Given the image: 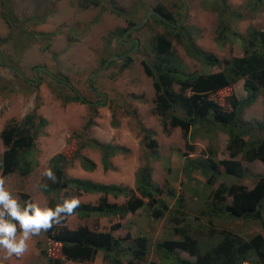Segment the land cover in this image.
I'll list each match as a JSON object with an SVG mask.
<instances>
[{"label":"rangeland","instance_id":"obj_1","mask_svg":"<svg viewBox=\"0 0 264 264\" xmlns=\"http://www.w3.org/2000/svg\"><path fill=\"white\" fill-rule=\"evenodd\" d=\"M14 13L19 18H28L29 30L35 33L54 32L52 45L49 49L41 43H25L24 46L9 41L0 45V130L9 121H20L28 113H34L47 121V125L35 140V150L32 158L35 166L31 172L21 177L17 173L1 175L5 179V188L18 203L23 206L22 193L29 196L32 202L47 207L48 200L40 191L39 184L45 181L42 173L49 168V159L59 152L70 154L77 142L78 135L85 121L93 119L87 135L103 142L123 145L128 148L127 154H117L112 157L113 169L103 171L100 164V153L96 150L84 148L82 153L96 163V168L87 171L74 160L66 168L68 177L90 179L102 183H114L120 186L135 187L137 169L148 162L152 168V180L163 189V197L173 207L182 198L180 208L193 224L200 222L203 236L211 243L217 241L216 236H206L211 229H229L245 238L261 232L259 222L233 218H211L199 215L200 208H206L205 201H210L212 192L224 184L240 183L248 188L254 184L252 178L237 179L221 176L209 186L205 184V177L194 171L186 177L183 173L186 157L206 156L207 148L216 153V159L229 158L228 136L223 131L215 129L202 134L201 127L189 130L186 136L179 128L169 133L163 131L160 117L152 112L154 91L151 79L142 70L141 60L151 58L149 39L153 34L163 32V27L154 23L150 18L130 32V39H138L137 47L130 52L131 64L121 69L124 57L130 43H117L113 47L106 45L104 37L108 31L123 28L129 20L140 22L148 10L157 4H162L171 10L178 0H92L86 8L82 7V0H7ZM94 2H97L94 4ZM187 5L184 17L183 42L172 40L174 54L181 62L180 69L185 73L209 74L224 71L234 75L232 63L234 58L247 55V52H263L259 41L254 39L253 31L264 32V0H227L228 9L216 0H185ZM1 10V8H0ZM115 10V11H113ZM117 11L122 14H118ZM230 17V31L223 39L220 38V23L218 12ZM123 15V16H122ZM41 23H33L41 20ZM8 28L0 17V39L6 37ZM123 37V36H122ZM124 38V37H123ZM129 38L125 37L124 40ZM206 57L210 64L201 63L191 57L184 48L185 41ZM119 56L111 64H107L93 80V89L106 93L107 98L95 95L88 86V77L101 66L99 58L108 57V50ZM126 55V56H127ZM109 63V62H108ZM58 76L70 87H64V93L73 92L82 96L85 101H63L56 92L55 77ZM235 95L242 100L246 97L243 80H238L231 87L220 90L216 99L226 106V97ZM102 99V100H101ZM98 102L90 105L88 102ZM242 120L252 133L257 132V126L264 121V88L259 87L255 100L243 110ZM152 130L153 138L157 141L156 157L141 143L142 135L139 127ZM264 128V127H263ZM198 132V133H197ZM196 133V134H194ZM194 134V135H193ZM264 135V131L259 133ZM86 136V133H85ZM247 140V137H246ZM80 143V140H78ZM189 145L192 148H189ZM3 146L0 140V153ZM236 159L241 161L243 168L253 174H264V163L255 160L245 161L241 155ZM223 171V168H220ZM172 192V195L169 193ZM80 203L97 202L98 194H80ZM110 201L123 202L124 198ZM115 222L109 217H93L82 219L72 215L66 217L65 224L69 228L87 225L97 230H110ZM121 226L112 233L115 236H125L126 233L136 235L143 233L150 238L151 246L145 260L140 264H161L154 252V242L171 235L174 240H180L177 233H169L172 222L168 215L160 219H153L143 209L135 214H128L120 221ZM171 224V225H170ZM168 233V234H167ZM21 230L17 232L20 238ZM164 237V238H161ZM28 250L21 257L12 256L5 259L6 250L0 248V264H46V259L40 250L60 256L59 245L49 243L42 231L38 236H32L27 241ZM180 256L189 257L187 252L178 249ZM192 258V257H190ZM193 259V258H192ZM256 264L258 261L250 260ZM65 264H85L66 261ZM89 264H106L102 253L99 252L94 261Z\"/></svg>","mask_w":264,"mask_h":264},{"label":"trees","instance_id":"obj_2","mask_svg":"<svg viewBox=\"0 0 264 264\" xmlns=\"http://www.w3.org/2000/svg\"><path fill=\"white\" fill-rule=\"evenodd\" d=\"M226 1L216 0V3L223 6V11L228 9ZM91 2L92 0H82L81 6L86 8ZM0 8V17L8 28V34L0 39V45L11 41L16 45L24 46L31 41V43H41L45 49L51 47L56 36L54 32L35 33L29 30V19L19 18L7 0H0ZM174 8L173 11L162 4H157L151 9L161 17L153 14L150 19L163 27V32L153 34L148 41L152 52L151 58L144 57L141 60L142 70L151 79L154 91L151 110L160 117L162 129L166 133L179 128L181 134L186 136L190 129H195L199 125L202 134L210 133L215 129L227 134L226 149L229 158L217 160L216 153L207 148L206 156L186 157L183 173L189 177L194 171L200 172L209 188L222 175L237 179L252 178L254 184L251 188L240 183H220L212 192L210 201H205L206 208H200L198 214L209 219L228 217L259 222L261 232L245 238L229 229L210 228L206 236H216L217 241L211 243L203 236L198 241L196 237L202 234L200 222L193 224V221H190L180 210L183 205L180 204L182 198L173 207H169L163 197V189L152 180V168L148 162L137 169L134 188L68 177L66 168L74 160H77L84 170L92 171L96 168V163L82 153L86 147L100 153L103 171L113 169L112 157L128 153V148L123 145L98 141L88 136V129L93 124V119L89 118L80 133L75 135L77 142L74 140V150L68 155L64 152L56 153L49 159V168L55 171L58 182L52 183L45 178V181L39 184V189L46 196L47 207L50 208H54L66 198L80 194H98L95 204L82 202L73 215L82 219L109 217L115 222L110 225V230L106 231L93 229L87 225L69 228L65 224V218L62 224L44 232L50 245L55 243L60 246V256H53L40 250L46 259V264H65L68 260L89 264L99 252L102 253L106 264H140L149 253L150 238L143 233L133 236L129 234L130 232L125 236H115L112 233L121 226V220L128 214H135L139 209L146 211L153 219H160L167 214L169 222L173 223L170 224L172 227L169 233H177L181 237L180 240H174L169 235L153 243L154 252L161 264H256L250 260L264 264V174L251 173L242 167L240 160L236 159L237 155H241L247 162L258 160L264 163V135L259 134L264 131V121L257 126V132L254 134L253 129L247 127L241 117L243 110L255 100L259 87L264 88V54L253 51L234 58L231 66L234 75L222 70L209 74L182 72L181 62L172 49V40L183 42L186 38V34L183 33L184 19L181 21L182 1L178 0V8L177 4ZM223 11L218 12L217 16L220 23L219 36L222 39L228 34H234L230 31V17L224 15ZM117 13L122 14L119 11ZM41 22L42 19L33 23ZM136 23L129 20L126 27L108 31L104 37L106 45L113 47L115 42L121 44L120 38ZM135 30H139V27ZM253 37L259 41L261 48H264V32L253 31ZM133 47L132 44L131 48ZM184 48L197 61L210 64L209 57L196 50L189 39L185 41ZM108 54V57L99 58L100 66L114 55V52L109 49ZM115 60L116 58L110 59L108 64ZM130 62L131 57L125 56L121 69L127 68ZM240 79L243 80L246 97L240 100L231 94L226 97V106L221 104L216 99L217 93L231 87ZM55 80L56 92L63 101H83L77 92H73V95L64 93L63 88H69V84L64 83L58 76ZM90 86L93 87V80L90 81ZM46 125L47 121L41 116H36L34 112L26 114L19 122L12 120L2 127L0 130L3 146L0 153L1 175L17 173L25 177L31 172L35 166L32 158L35 140ZM139 132L142 135L141 143L149 149L152 157H156L158 144L153 138L152 130L140 126ZM189 148L192 147L189 145ZM221 167L223 171L220 170ZM43 184H47L48 188H42ZM169 194L172 195V192ZM110 196L114 199L123 197L124 200L121 203L110 201ZM21 197L23 206L25 201H31L25 193H22ZM19 230L17 224V232ZM178 249L185 250L189 257L180 256Z\"/></svg>","mask_w":264,"mask_h":264},{"label":"clouds","instance_id":"obj_3","mask_svg":"<svg viewBox=\"0 0 264 264\" xmlns=\"http://www.w3.org/2000/svg\"><path fill=\"white\" fill-rule=\"evenodd\" d=\"M42 175L52 183L58 182L52 168H46ZM41 187L47 189L48 185L43 184ZM79 207L80 200L77 197L66 198L54 208H42L32 201H25L21 207L18 200L6 190L5 179L0 178V248L6 250L4 258L23 256L28 250L27 241L30 237L38 236L42 231L47 232L54 226L62 224L64 219L72 216ZM17 224L21 230L19 239Z\"/></svg>","mask_w":264,"mask_h":264},{"label":"water","instance_id":"obj_4","mask_svg":"<svg viewBox=\"0 0 264 264\" xmlns=\"http://www.w3.org/2000/svg\"><path fill=\"white\" fill-rule=\"evenodd\" d=\"M182 1V3H183V12H182V19H181V21L184 19V17H185V15H186V11H187V5H186V3H185V0H181ZM152 14H156L158 17H161V15L159 14V13H157L156 11H154V10H149L146 14H145V16L142 18V20L140 21V22H138V23H136V24H134V25H132L130 28H128L127 29V31L125 32V34L123 35L124 37L127 35V33L129 32V31H131L132 29H134V28H138V27H140L141 25H143L145 22H146V20L150 17V15H152ZM180 21V22H181ZM179 22V23H180ZM132 42H135L136 44L134 45V47H133V49L132 50H130L129 52H126V53H124L123 55H121V57H124V56H126L127 54H129L130 52H132L136 47H137V43H138V39H133L132 40ZM0 57H1V52H0ZM119 56H117V55H112V56H110L105 62H104V64L99 68V69H97L95 72H93L91 75H89V77H88V81H87V83H88V86H89V83H90V79L91 78H93V77H95L107 64H108V62H109V60L110 59H112V58H118ZM0 60H1V58H0ZM2 62V61H1ZM91 90L93 91V92H95V93H97L98 95H103L104 97L103 98H105V100H106V98H107V95H106V93H104V92H97V91H95L94 89H93V87H91ZM78 93V92H77ZM79 97L81 98V100H83V101H85V99H83L82 98V96H80L79 95ZM102 100V99H101ZM99 101L100 103H102V102H104V101ZM98 103V102H97ZM97 103H93V102H91L90 103V105H95V104H97Z\"/></svg>","mask_w":264,"mask_h":264},{"label":"flooded vegetation","instance_id":"obj_5","mask_svg":"<svg viewBox=\"0 0 264 264\" xmlns=\"http://www.w3.org/2000/svg\"><path fill=\"white\" fill-rule=\"evenodd\" d=\"M129 28H130V27H129ZM134 29H135V28H134ZM134 29H132L131 31H133ZM126 31H127V30H126ZM131 31H129V32L127 33V35L125 36V37L129 38L128 40H124V39H125L124 36H123L124 38H123V37L120 38L121 43H124V44H126V43H130V47H131L132 44H133V45L136 44L135 42H132L133 38L130 39L131 37H130L129 34H130ZM137 44H138V43H137ZM132 49H133V48H131L130 50H132ZM130 50H129V51H130ZM129 51H128V52H129ZM126 52H127V51H126ZM126 52H125V53H126ZM0 63L2 64L3 62L0 61ZM91 91H92V90H91ZM96 91H97V90H96ZM92 92H93V91H92ZM97 92H99V91H97ZM100 92H101V91H100ZM93 93H94L95 95H98V94L95 93V92H93ZM98 96H101L102 98L104 97L103 95H98ZM99 101H100V100H98L97 102H99ZM97 102H93V103H97ZM88 103L90 104L91 102H88Z\"/></svg>","mask_w":264,"mask_h":264}]
</instances>
